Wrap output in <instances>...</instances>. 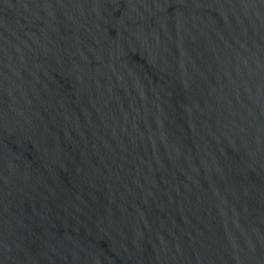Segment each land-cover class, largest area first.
Segmentation results:
<instances>
[{"label": "water", "instance_id": "95a60500", "mask_svg": "<svg viewBox=\"0 0 264 264\" xmlns=\"http://www.w3.org/2000/svg\"><path fill=\"white\" fill-rule=\"evenodd\" d=\"M0 264H264V0H0Z\"/></svg>", "mask_w": 264, "mask_h": 264}]
</instances>
